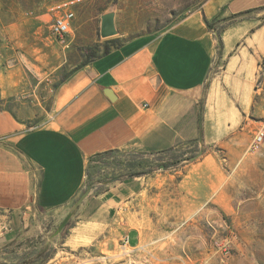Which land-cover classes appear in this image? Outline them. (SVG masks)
<instances>
[{"label": "crops", "instance_id": "crops-1", "mask_svg": "<svg viewBox=\"0 0 264 264\" xmlns=\"http://www.w3.org/2000/svg\"><path fill=\"white\" fill-rule=\"evenodd\" d=\"M260 6L264 0H201L194 6L184 0L180 16L167 29L124 40L62 81L53 115L33 128L17 115L21 111L5 103L21 94L41 96L48 78L29 74L19 63L4 68L0 63V244L16 239L19 212L26 205L60 213L91 187L87 172L99 163V154L123 153L126 161L136 153L153 155L187 143L206 151L219 146L244 152L248 144L240 143L241 129L254 133L246 116L261 90L257 68L264 57V19L251 16H262L264 10L234 22L229 17ZM206 19L225 25L220 51ZM115 23L118 33L108 40L127 34L117 12ZM214 64L221 71L210 77ZM204 160L179 179L167 170L139 176V229L123 235L137 234L132 245H140L142 235L153 242L168 239L174 231L170 224L189 225V178ZM111 180L96 195V186L90 188L79 209L92 197L101 200L94 213H110L131 202L137 183ZM218 192L216 182L211 193ZM206 195L193 200L199 220H206ZM163 215L167 224L160 222Z\"/></svg>", "mask_w": 264, "mask_h": 264}, {"label": "rangeland", "instance_id": "rangeland-1", "mask_svg": "<svg viewBox=\"0 0 264 264\" xmlns=\"http://www.w3.org/2000/svg\"><path fill=\"white\" fill-rule=\"evenodd\" d=\"M53 1L0 0L1 68L19 63L29 74L48 78L46 87L42 83L41 96L21 94L5 103L8 109L21 111L17 115L26 120L27 128L40 126L50 119L57 86L86 59L85 53L90 47L102 43L101 13L114 9L119 14V23L127 32L121 38L124 41L139 34L160 33L170 27L180 16L184 0H86L77 8V28L72 26L63 37L52 31L48 6ZM200 1L191 0V4L194 6ZM219 71L221 68L214 64L210 77H217ZM257 77L261 90L246 116L250 127L255 126L254 133L241 129L240 143L248 144L244 152L234 154L219 146L206 151L189 143L166 152L144 154L143 166L132 170L116 162L125 163V154L108 153L105 156L113 158L89 168L87 186L91 185V189L96 186L94 195L109 188L108 180L116 177L132 180L137 183L133 200L114 206L110 213L104 214L94 213L101 200L92 197L80 209L78 205L68 225L59 233L56 232L59 225L84 191L60 213L33 211L28 204L19 212L16 239L0 244V264H74L102 252H120L125 232L139 229V176L154 177L167 170L176 172L175 179H179L202 159L204 162L189 178L193 215L189 225L170 224V230L174 231L168 239L159 242L142 235L141 251L136 258L148 264H264V142L255 152L249 149L257 132L264 129V57L259 60ZM216 182L219 192L212 194ZM204 190L209 201L202 209L207 214L202 213L206 220H199V212L195 214L198 204L193 200L202 199ZM126 215L128 222H125ZM153 221L157 222L151 219L150 223ZM160 222L167 224L168 220L163 215ZM137 240V234L131 232L130 244Z\"/></svg>", "mask_w": 264, "mask_h": 264}, {"label": "built area", "instance_id": "built-area-1", "mask_svg": "<svg viewBox=\"0 0 264 264\" xmlns=\"http://www.w3.org/2000/svg\"><path fill=\"white\" fill-rule=\"evenodd\" d=\"M86 0H54L48 6V11L52 16V31L56 36L63 37L67 35L73 26V21L76 18L77 8ZM264 142V129H260L255 135L250 151L259 150ZM187 143L186 145H188ZM108 156H103L102 159L109 160ZM99 160V162L102 161ZM139 245H131L129 236H123L120 243V252L114 254L100 253L88 256L74 264H148L143 260H138L136 254L139 251Z\"/></svg>", "mask_w": 264, "mask_h": 264}, {"label": "trees", "instance_id": "trees-1", "mask_svg": "<svg viewBox=\"0 0 264 264\" xmlns=\"http://www.w3.org/2000/svg\"><path fill=\"white\" fill-rule=\"evenodd\" d=\"M259 10L260 11L264 10V6H260L257 8H251V9H247L245 11H241L239 13H235L231 17H229V20H230V22H234V21L239 20L241 18L247 17L252 12H257ZM260 18L264 19V16L260 17ZM206 23L209 26V28L214 31L215 36H216L217 41H218V48L220 51L223 47L222 30L225 27V25L224 24H216L215 25V22H210L207 19H206ZM122 42H123V40L121 38H114V39H110V40L107 39L104 42H102V43H100L94 47H90V49L87 51V53H85L86 59H84L81 62V64L79 66H76V68H74L70 73L65 75V77L62 79V81L67 80V78L70 77L72 72H74L80 66H82V65L84 66V65L94 61L98 57H101L103 55L108 54L112 47H118L122 44ZM166 151H168V150H164L162 152H166ZM108 153H110V152H108ZM108 153H105V154H108ZM142 155H144V154L143 153H136V154H133V156L130 157V159H128L125 163H121L119 161H116V162H117V164H119V166H123L124 169H126V170H132L136 166H139V168H140L143 166ZM103 156H104V154L103 155L99 154V157H101V159ZM140 172H138V173H140ZM130 174H133V173H130Z\"/></svg>", "mask_w": 264, "mask_h": 264}, {"label": "water", "instance_id": "water-1", "mask_svg": "<svg viewBox=\"0 0 264 264\" xmlns=\"http://www.w3.org/2000/svg\"><path fill=\"white\" fill-rule=\"evenodd\" d=\"M115 14H116V11L114 9H109L108 11H106L105 13L102 14L101 23H100V31H99L100 36L102 38H108V37L118 33V29H117L116 23H115ZM106 93L110 98H112L110 90H107ZM118 179L119 178L116 177V178L112 179L111 181H116ZM89 192H90V188H88L86 191H84L80 195V197L76 200L71 211L67 214V216L64 218L62 223L59 225V227L56 231L57 233L61 232L68 225V223H69L70 219L72 218L76 208L83 201V199L89 194Z\"/></svg>", "mask_w": 264, "mask_h": 264}]
</instances>
